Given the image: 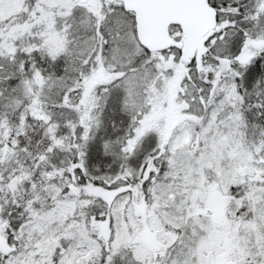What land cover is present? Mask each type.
<instances>
[{"label":"snow or ice","instance_id":"1","mask_svg":"<svg viewBox=\"0 0 264 264\" xmlns=\"http://www.w3.org/2000/svg\"><path fill=\"white\" fill-rule=\"evenodd\" d=\"M0 264H264V0H0Z\"/></svg>","mask_w":264,"mask_h":264}]
</instances>
